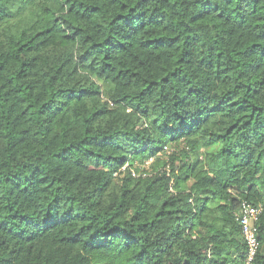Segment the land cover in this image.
<instances>
[{"label": "trees", "instance_id": "trees-1", "mask_svg": "<svg viewBox=\"0 0 264 264\" xmlns=\"http://www.w3.org/2000/svg\"><path fill=\"white\" fill-rule=\"evenodd\" d=\"M243 202L264 264V0H0V264H245Z\"/></svg>", "mask_w": 264, "mask_h": 264}, {"label": "built area", "instance_id": "built-area-1", "mask_svg": "<svg viewBox=\"0 0 264 264\" xmlns=\"http://www.w3.org/2000/svg\"><path fill=\"white\" fill-rule=\"evenodd\" d=\"M128 165L124 166L122 170H126ZM135 175V174H134ZM262 212L260 207L243 202L240 212L238 213V222L242 228V234L247 244V254L245 264H252L255 255L259 248V242L255 231V224L259 219Z\"/></svg>", "mask_w": 264, "mask_h": 264}, {"label": "rangeland", "instance_id": "rangeland-1", "mask_svg": "<svg viewBox=\"0 0 264 264\" xmlns=\"http://www.w3.org/2000/svg\"><path fill=\"white\" fill-rule=\"evenodd\" d=\"M138 165V164H137ZM149 165H150V162H148L146 165H144L142 168L143 169H148L149 168Z\"/></svg>", "mask_w": 264, "mask_h": 264}]
</instances>
